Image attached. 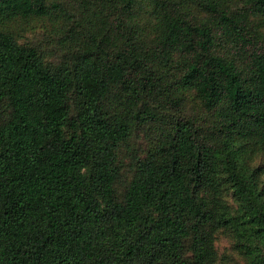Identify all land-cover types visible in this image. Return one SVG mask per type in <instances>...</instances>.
Here are the masks:
<instances>
[{"label": "trees", "instance_id": "obj_1", "mask_svg": "<svg viewBox=\"0 0 264 264\" xmlns=\"http://www.w3.org/2000/svg\"><path fill=\"white\" fill-rule=\"evenodd\" d=\"M240 263L264 0H0V264Z\"/></svg>", "mask_w": 264, "mask_h": 264}, {"label": "rangeland", "instance_id": "obj_2", "mask_svg": "<svg viewBox=\"0 0 264 264\" xmlns=\"http://www.w3.org/2000/svg\"><path fill=\"white\" fill-rule=\"evenodd\" d=\"M35 40H36V43L41 42V39H35ZM229 246L230 245L227 243V241H222L220 243L221 252H225V248H226V250H228L229 249ZM240 264H242V263H240Z\"/></svg>", "mask_w": 264, "mask_h": 264}]
</instances>
